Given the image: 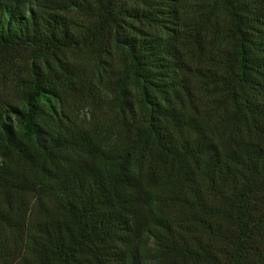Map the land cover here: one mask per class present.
Wrapping results in <instances>:
<instances>
[{
  "label": "trees",
  "instance_id": "obj_1",
  "mask_svg": "<svg viewBox=\"0 0 264 264\" xmlns=\"http://www.w3.org/2000/svg\"><path fill=\"white\" fill-rule=\"evenodd\" d=\"M101 51L103 89L65 54ZM24 56L0 264H264V0H0V67Z\"/></svg>",
  "mask_w": 264,
  "mask_h": 264
},
{
  "label": "rangeland",
  "instance_id": "obj_2",
  "mask_svg": "<svg viewBox=\"0 0 264 264\" xmlns=\"http://www.w3.org/2000/svg\"><path fill=\"white\" fill-rule=\"evenodd\" d=\"M65 54L73 65L76 64L75 69L83 75L84 81L97 88L103 89L109 81H113L120 69L119 54L115 51H101L99 56L105 61H99L93 55H81L72 52ZM14 61L8 70L0 67V97L5 96L7 99L14 98V92L8 84L9 79L15 77L16 73L19 75L23 73V66L27 64L28 59L24 56L16 58ZM81 113L86 118L88 117L85 109Z\"/></svg>",
  "mask_w": 264,
  "mask_h": 264
}]
</instances>
